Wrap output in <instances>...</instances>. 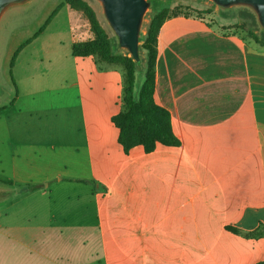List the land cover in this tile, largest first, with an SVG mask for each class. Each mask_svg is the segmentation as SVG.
<instances>
[{
    "label": "crops",
    "instance_id": "crops-1",
    "mask_svg": "<svg viewBox=\"0 0 264 264\" xmlns=\"http://www.w3.org/2000/svg\"><path fill=\"white\" fill-rule=\"evenodd\" d=\"M249 34L164 23L155 101L179 146L124 148L122 70L94 56L0 103V264L264 261V236H246L264 227V45Z\"/></svg>",
    "mask_w": 264,
    "mask_h": 264
},
{
    "label": "rangeland",
    "instance_id": "rangeland-1",
    "mask_svg": "<svg viewBox=\"0 0 264 264\" xmlns=\"http://www.w3.org/2000/svg\"><path fill=\"white\" fill-rule=\"evenodd\" d=\"M66 0H29L11 6L0 19V103L16 90L25 87L28 80H72L75 76L73 58V41H87L94 38L89 18L82 10L65 4L45 32L30 44L29 53L17 60L14 69L11 60L15 51L44 24L46 19ZM95 10L103 28L108 32L114 45L115 54H127L126 49L119 46V40L109 25L98 0H85ZM142 35L152 15L159 10L167 9L172 17L186 16L199 18L209 25L224 26L231 31L244 29L249 33H262L264 30L258 22L254 11L245 6L223 8L212 0H148ZM43 52V53H42ZM131 56V55H130ZM33 57V58H31ZM98 60L100 58L96 56ZM119 69L121 65L112 64ZM145 79V63L138 67L136 73L135 96L139 97Z\"/></svg>",
    "mask_w": 264,
    "mask_h": 264
},
{
    "label": "trees",
    "instance_id": "trees-1",
    "mask_svg": "<svg viewBox=\"0 0 264 264\" xmlns=\"http://www.w3.org/2000/svg\"><path fill=\"white\" fill-rule=\"evenodd\" d=\"M65 4L84 12L90 20L95 35L91 40L75 42L73 44V54L78 57L98 56L100 58L98 61L109 65H121L123 68L121 69L123 80L122 110L113 120L121 129L119 141L124 148L129 150L136 145H143L147 152H151L158 143L179 146L181 142L173 132L170 111L161 107L155 101V89L158 78L159 34L164 23L168 19L173 18L167 9L156 11L152 15L147 25L146 33L141 38V61L137 62L130 56V53H114V45L108 32L101 26L95 10L87 1L66 0L64 4H60L52 12L32 37L19 46L12 57L11 68L14 67L16 58L21 50L31 44L46 30ZM253 15L256 16L255 13ZM249 35L256 42L264 45V30H262L261 39L255 33H250ZM143 63H145V79L142 83L139 97L136 98V73L138 67ZM228 229L237 234L241 233L236 227L229 226ZM246 236H264V227L261 226L252 232H248ZM257 264H264V261Z\"/></svg>",
    "mask_w": 264,
    "mask_h": 264
},
{
    "label": "water",
    "instance_id": "water-1",
    "mask_svg": "<svg viewBox=\"0 0 264 264\" xmlns=\"http://www.w3.org/2000/svg\"><path fill=\"white\" fill-rule=\"evenodd\" d=\"M29 0H0V19L11 6ZM102 3L105 17L118 37L119 44L135 61H141V38L148 0H98ZM223 8L245 6L251 8L264 29V0H212Z\"/></svg>",
    "mask_w": 264,
    "mask_h": 264
}]
</instances>
